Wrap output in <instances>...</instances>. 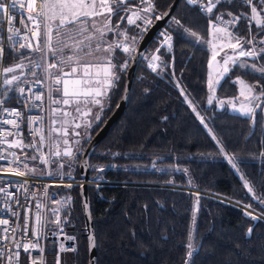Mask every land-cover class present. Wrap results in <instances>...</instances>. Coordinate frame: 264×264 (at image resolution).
<instances>
[{
    "label": "trees",
    "instance_id": "obj_1",
    "mask_svg": "<svg viewBox=\"0 0 264 264\" xmlns=\"http://www.w3.org/2000/svg\"><path fill=\"white\" fill-rule=\"evenodd\" d=\"M171 1L154 0L155 15H161ZM224 7L233 12H247L246 5L239 9ZM171 17L180 19L184 28L196 32L200 38L207 36L205 17L197 8L179 0L144 55L156 52L163 40L160 34L165 30L174 38L173 47L161 48L155 72L143 59L139 61L122 115L90 154L88 164L95 168H89V176L99 173L103 178L124 183L88 186L95 264H184L191 224L190 242L195 249V264H264V220H256L252 225L251 218L243 216L241 208L230 203L160 186L193 187L251 205L254 212L264 214V205L257 203L244 185L246 179L255 196L264 197L261 110L256 109L253 123L250 116L206 104L209 52L204 46L177 38L173 31L177 25ZM116 22L117 18L113 17L112 23ZM121 23L126 25V21ZM128 27L129 35L139 41L138 29ZM238 27L239 34L247 37V25L241 22ZM257 27L252 23L253 32ZM27 53L9 47L4 67ZM116 55L121 62L128 59L126 54L116 52ZM259 63L264 65V60ZM36 75L41 76L42 72ZM124 75H120L118 85L104 99L101 120L92 127L90 138L116 105ZM235 76L250 80L254 74L244 68H233L230 78L221 79V85L217 86L219 97L234 93L235 84L231 79ZM260 83L264 84V79ZM4 90L1 84L0 92ZM16 95L10 92L9 102ZM187 100L195 105L199 118ZM200 117L204 118V124ZM212 135L220 140L228 156L235 155L239 171L225 159ZM87 142L82 144L81 150ZM80 154L75 166L76 176ZM78 187L69 188L72 202L68 218L75 238L73 264H87V239ZM251 225L253 231L249 236L246 231Z\"/></svg>",
    "mask_w": 264,
    "mask_h": 264
},
{
    "label": "snow or ice",
    "instance_id": "obj_2",
    "mask_svg": "<svg viewBox=\"0 0 264 264\" xmlns=\"http://www.w3.org/2000/svg\"><path fill=\"white\" fill-rule=\"evenodd\" d=\"M188 5H191L199 9V13L207 20L208 34L212 37L209 40L202 39L198 34L190 29L184 28L180 19L171 17V21L177 25L176 31L177 38L188 39L194 45H201L204 47L210 46L212 50L211 59L208 61V67L213 69L216 73L214 77L213 72H209L207 87L211 93L207 98V104L212 105L215 97L217 86L221 85V79H229V73L233 68H250L253 72L260 74V77L254 82L249 83L237 76L232 81L233 84L239 83V97L236 99L241 100V106L238 109L243 115L250 116L253 123L256 122V109L260 108L264 112V84L260 83V79H264V65L257 66L258 61L249 63L246 59L248 57L258 58V60H264V0H185ZM228 5L236 9L242 8L245 5L250 9L249 12H233L227 10L224 6ZM11 6V8H10ZM17 6L21 9H26L28 15L27 20L31 23V27L28 24H24L25 31L21 34L19 28L13 29L9 27L7 36L8 41H12L14 37L21 36L26 43H19L18 48L16 44L10 45L13 51L19 49H28L29 53L39 52V60L32 59L29 61L36 68H39L43 73V79H35L34 83H43L44 81H51L48 86V96L52 104L57 107L53 110L54 115L59 113V117L52 120L53 127L48 129L47 133L42 128H35L30 130V135L33 137L39 136L38 141H33L30 144H24L23 138L20 136L21 123H26L22 109L9 108L5 105L9 102V93L18 92V103L24 104L29 101L35 103V101L43 100V93L37 95L32 92L31 88L27 90L23 87H19L16 84L20 81V75L15 74L17 68H23L24 65L16 63L14 66L3 67L2 72L11 74L6 76L2 84L7 86L16 85V87L5 88L3 92H0V114L5 116H12V119L0 120V123L4 125H11V129H0V144H6L8 147L4 149L3 153H0V161H5L10 164V167L4 168L0 165V172L10 173L17 177H27V179L16 181L15 183L20 188L27 191V185L30 183V178L37 176L36 168H29L26 161H36L43 159L41 156L35 154L31 156L25 155L23 159L15 151L11 149H21V151L27 148H33L35 152H39L40 146L48 141L49 147L59 148L61 142L65 145L63 152L59 150L52 151L50 153L53 159L46 160L44 163H52L56 165V169L50 173L41 172L39 175L50 176H71V171L64 172L65 167L64 158L67 157L69 163L67 167L72 168V164L76 160V153L81 152L80 141L87 142L90 138V134L85 132V136L81 137L80 132H76V128L88 129L92 127L93 122L101 120L100 113L103 112V100L109 94V91L115 88L119 81L120 75L126 73L129 68V60L144 59L148 62V67L152 71H157L158 61H160L161 48L173 47V36L165 30L160 35L163 37L160 47L156 49L155 53L145 56L143 53H138L134 47L138 43L136 36L129 35V27L135 26L138 29V34L143 35L147 32V29L152 24L153 16L156 20H162L169 17V12H165L163 16L155 15L156 6L154 0H0V23L7 22L11 24L14 17L11 15V9H15ZM7 13L6 17L3 14ZM113 17L117 18L116 24L112 23ZM225 17L230 19L226 20ZM101 18H103L101 20ZM100 21V23H98ZM122 21H126V25L122 24ZM137 21H140L138 24ZM259 26L252 31V22ZM244 22L250 35L247 37L239 34L238 25ZM23 23V21H22ZM231 25V29L228 27ZM73 31L75 34H73ZM31 33V37L29 36ZM55 33V36L54 34ZM113 33L115 39L109 41L107 34ZM32 39L36 40V43H32ZM219 41V43H217ZM219 49V51H218ZM224 49H231L233 55H228L225 52L223 63L221 64L217 57L220 55V51ZM120 50L123 54H126L128 59L121 62L116 52ZM103 52L106 55L103 60H100L97 53ZM5 47L0 45V58L4 56ZM71 53V54H69ZM23 55V53L21 54ZM51 56V59L55 62H45L46 57ZM88 57H95V62L89 61ZM115 61V62H114ZM68 68V71L64 69ZM55 70V71H53ZM33 77L36 73H32ZM179 87V82H177ZM32 93L31 96H26L25 92ZM183 95V90L181 89ZM53 96L55 97L53 99ZM187 99V97H185ZM189 105L192 107V111L196 112V107L192 104L191 100H188ZM224 101H220L221 106H224ZM41 105L37 104L36 107ZM63 106H74V111L78 114L72 116V128L73 136L75 139L72 141L76 145L75 150L69 145L68 126L67 121L63 118L71 116ZM99 106V111L93 113V107ZM233 110L236 109V104H232ZM83 109V110H82ZM197 116L199 113L196 112ZM164 119H167L165 117ZM77 120H84L85 123H78ZM43 121L42 117H35L32 121ZM200 122L204 124V118L200 117ZM59 125V126H56ZM207 128V125L205 124ZM211 133V129H208ZM9 136L17 137L11 143L8 141ZM212 139L217 145H220V151L227 157L231 166L239 171L237 163L235 162V155L228 156L221 145L220 140L212 135ZM260 156H264V152L260 153ZM87 163V162H85ZM88 168L94 169V165H87ZM25 169L21 171L20 169ZM102 171V169H101ZM244 179L243 177H241ZM191 182V181H189ZM11 183V182H9ZM244 185L247 188L248 193L253 194V198L257 203L264 205V197L255 196L253 187L249 185V182L245 179ZM66 187L71 188L72 185L68 184ZM20 190L19 188L17 189ZM0 194H4L6 199L15 200L19 205V199L13 195L8 189L0 186ZM70 197H66L63 201L58 203L65 204L70 201ZM199 201L197 199V205ZM86 206V205H85ZM10 206L3 209L7 211ZM40 205H37L39 209ZM146 207V206H145ZM245 215L252 220H264V214H254L251 211V205H246ZM55 214L58 209H53ZM18 218L17 212L11 213ZM89 219L91 214L89 213ZM36 221L39 228H43L46 221L42 220L39 211L36 213ZM9 221L7 219H0V225H4L2 228V235H0V260L4 261V264H19L20 249L23 248L25 253H28L30 248L37 247L36 243L22 244L15 237L16 228L8 226ZM56 224L59 225V218L56 220ZM19 227V226H17ZM25 231H27V219L25 222ZM253 231L252 227L247 229L246 235H251ZM69 239H75L69 237ZM192 239V233L189 232L188 243L185 247L187 249L185 254L184 264H195L194 246L190 242ZM11 242L13 248L9 249L7 244ZM95 247V237L90 235V248ZM64 245H60V252L66 251ZM75 251V249H71ZM42 251V249H41ZM31 264H45L43 260L31 261ZM55 264H61L59 254L55 260Z\"/></svg>",
    "mask_w": 264,
    "mask_h": 264
},
{
    "label": "built area",
    "instance_id": "obj_3",
    "mask_svg": "<svg viewBox=\"0 0 264 264\" xmlns=\"http://www.w3.org/2000/svg\"><path fill=\"white\" fill-rule=\"evenodd\" d=\"M185 2V0H182ZM186 3V2H185ZM187 4V3H186ZM11 8V6H10ZM198 9V8H197ZM199 10V9H198ZM247 11L250 13V9L247 7ZM8 14H3L4 17H6ZM11 15L14 17V20L11 24H8L6 21L0 23V45H4L5 52L6 50L11 47L10 45L16 44V47L18 48L19 43H26L25 40L21 38V36H16L12 41L7 40V36L10 35L8 32L9 27H12L13 29L19 28L21 31V34L24 33L25 28L24 24H28L29 27H31V23L27 20V11L26 9H21L19 6H17L15 9H11ZM230 19L227 17L226 20ZM23 21V23H22ZM230 28L231 25H228ZM249 29L247 27V36H249ZM29 36L31 37V33H29ZM32 43L35 44V41L32 39ZM162 43V42H161ZM24 51H29L28 49H19ZM4 58L5 53L2 58H0V90H1V75H2V68L4 67ZM20 87L25 88L26 90L28 88L32 89V92L39 95L43 93V100L42 101H35V103H32L31 101L20 104L18 103V98L22 100V97H19V93L16 95L14 100L12 102H8L5 107L9 108H18L22 109L24 114V119L26 123H21V130H20V136L23 138L24 144H30L33 143V141H38L39 136L33 137L30 135V130L35 128H42L45 133L48 131V116H47V98H46V92L44 89V85L42 83H34V80H28L24 82ZM26 96H31L32 93L25 92ZM41 105L40 107H36V105ZM35 117H42L43 121H35V122H28L32 121ZM12 119L14 117L12 116H5L4 114H0V120L3 119ZM0 129H11V125H4L0 123ZM17 137L9 136L7 139L11 143L14 139ZM45 143L40 146L39 152H35L33 148H27L23 151L21 149H11V151H15L17 155L21 157V159L24 158L25 155L31 156L33 154L37 156L43 157V159H38L36 161H26L28 163V167L33 164L34 162H42L45 159ZM8 146L6 144H0V153H3L4 149H6ZM0 165H2L4 168L10 167V164L5 161H0ZM21 171H24L25 169L21 168ZM38 173V172H37ZM46 173V172H45ZM27 179V177H17L10 173L6 172H0V186H3L4 188L8 189L10 192L13 193L15 197L19 199V205H17L15 200L12 199H6L4 194H0V219H7L9 221L8 226L11 228H16L17 231L15 232V237L18 241H20L22 244H32L36 243L37 247L34 249L29 250L28 253H25L23 251V248H21L20 251V257H19V264H31V261L33 259L35 260H43L45 261V264H55V260L57 258V255L59 254V258L61 260V264H73V254L74 251L71 249L74 248V240L69 239V237H73V235L70 232V226H64L63 224H56L55 218L52 224H48V226L45 224V226L41 229L39 228L37 221H36V213L39 211L42 220L46 221V215L48 212V209L51 205H53L56 202V196L54 194V189L56 187H66V185L71 184L72 187L79 186L82 181L78 178L76 175L71 176H63V178L59 176H50V175H38L30 178V183L27 185V191L25 189L20 188L18 184H16V181ZM11 182V183H9ZM88 186L98 187L102 185H116V184H124L123 182H115L108 180L106 178H103L102 176L99 177H93L89 176L86 181ZM164 187H171V188H183L182 186H171V185H160ZM20 189L19 191L17 189ZM69 188V187H66ZM197 190V189H195ZM198 192H201L203 195L210 196L214 199L230 203L232 205L239 206L236 203H233L229 199H226L222 196L197 190ZM37 205H40L39 209H37ZM7 211H3L6 207H8ZM240 207V206H239ZM241 208V207H240ZM244 208V213H245ZM17 212L18 218L16 216H13L11 213ZM243 216H246L245 214ZM254 214H257L253 212ZM27 219V231H25V222ZM19 226V227H17ZM5 227L4 225H0V230ZM0 235H2V231H0ZM63 244L64 248L67 249L66 251L60 252V245ZM7 247L9 249L13 248V244L9 242L7 244ZM42 249V251H41ZM0 264H4L3 260H0ZM13 264H16L15 261H13Z\"/></svg>",
    "mask_w": 264,
    "mask_h": 264
},
{
    "label": "rangeland",
    "instance_id": "obj_4",
    "mask_svg": "<svg viewBox=\"0 0 264 264\" xmlns=\"http://www.w3.org/2000/svg\"><path fill=\"white\" fill-rule=\"evenodd\" d=\"M248 12V11H247ZM103 18H101V20H102ZM225 19H227V17H225ZM98 23H100V21H98ZM254 25H255V22L253 21L252 22ZM208 32H209V30L207 29V36L204 38L205 40H209V39H211L212 37L208 34ZM54 34V36H55V33H53ZM73 34H75V32L73 31ZM107 39L109 40V41H112V40H114L115 39V36H114V34L113 33H108L107 34ZM35 42H36V40L35 39H33ZM217 43H219V41H217ZM136 46V44L134 45V47ZM12 48V47H11ZM207 48V50H208V52H209V58H208V61L211 59V55H212V50H211V47L210 46H207L206 47ZM18 51H23V52H28L26 55H24L20 60H18V61H15V62H11L10 64H8V65H6L5 67H9V66H14L16 63H21V64H23L24 65V67L23 68H17L16 69V71H15V74H17V75H20L21 73H23V75H21V79H20V81H17L16 82V84H18L19 85V87L24 83V82H26V81H28V80H35V79H43V77H44V73L39 69V68H36L33 64H30L29 63V61L30 60H32V59H36V60H39V58H40V53L39 52H32V53H29V51H24V50H18ZM17 51V52H18ZM218 51H219V49H218ZM117 52H120V53H122V51H120V50H118ZM225 52H227V54L228 55H233V52H232V50L231 49H224L223 51H220V55L217 57V60L222 64L223 63V57H224V55H225ZM152 53H155V51L154 52H150V53H148L147 55H145V56H149L150 54H152ZM69 54H71V53H69ZM123 54V53H122ZM106 54L105 53H103V52H100V53H97L96 54V56H98L99 58H100V60H103V58H104V56H105ZM89 61H93V62H95V57H88L87 58ZM244 59H246L249 63H252L253 61H258V67L259 66H261L262 64L261 63H259V60H258V58H253V57H248V58H244ZM144 60V59H143ZM146 63H147V65H148V62H147V60H144ZM208 61H207V72H206V79H205V84H206V104H207V98H208V96L211 94L210 92H209V90H208V87H207V81H208V76H209V72H213V75H214V77L216 76V73L213 71V69H210L209 67H208ZM45 62H55V61H53L52 59H51V56L49 55L48 57H46V60H45ZM150 68V67H149ZM151 69V68H150ZM244 69H247V70H249L250 72H253L250 68H244ZM39 71H41L42 72V75L41 76H39V75H36L35 77H33V75H32V73L33 72H35V73H37V72H39ZM53 71H55V70H53ZM253 74H254V77H252V79H250V80H246V79H244L245 81H247V82H249V83H254L259 77H260V74L259 73H257V72H253ZM9 75H11V74H7V73H2V75H1V84H2V81H3V79L6 77V76H9ZM236 77L237 76H235V77H233L232 79H231V81H233V80H235L236 79ZM242 78V77H241ZM243 79V78H242ZM261 80V79H260ZM45 82L46 81H44L42 84L44 85V89H45V92H46V84H45ZM2 86H3V84H2ZM13 87H16V85H12ZM7 87H11V86H7V85H4V88H7ZM239 88H240V85H239V83L237 82V83H235V91H234V93H231V94H229V95H227V96H224V97H219L217 94H216V92H215V97H216V99H214V101H213V106H215V108H218V109H225V110H227V111H229V112H232V113H237V114H240V115H243L238 109L240 108V106H241V100H242V98H240V99H236L237 97H239ZM15 93H17V92H15ZM47 93H48V90H47ZM47 95V94H46ZM105 99V98H104ZM188 101V100H187ZM220 101H224L225 103H224V106L222 107L221 106V104H220ZM48 103H49V107H48V110H47V116H48V129H50L51 127H50V125H49V121L51 122V120H53L54 118L53 117H51V111H50V106H51V102H50V100L48 101ZM233 103H235L236 104V109L237 110H233V107H232V104ZM103 105H104V100H103ZM209 105V104H208ZM69 113H71V116H69V117H66V118H63V119H65L68 123H67V126H68V137H67V139L69 140V145L73 148V150H75V147H76V145H74L73 143H72V141L75 139V137L73 136V128H72V121H71V117L72 116H77L78 114L77 113H75V111H74V108H72V107H64ZM258 109V108H257ZM83 110V109H82ZM261 110V109H260ZM92 111H93V113L95 114V113H97L98 111H99V106H96V107H93V109H92ZM197 115V114H196ZM198 118H199V116H197ZM263 117H264V112H262V110H261V120L263 119ZM76 122H78V123H85L86 121H84V120H77ZM96 122H93V124H92V127L94 126V124H95ZM56 126H59V125H56ZM92 127L91 128H88V129H83V128H76L75 129V131L76 132H80V135H81V137H84L85 136V132H87V133H89L90 134V131H91V129H92ZM84 143V140L83 139H81V141H80V147L82 146V144ZM65 147V145H63V143L61 142V144H60V146H59V148L57 149V148H55V147H52V148H50L49 147V144H48V141L46 140V144H45V159L46 160H50V159H53L54 157H51L50 156V153L52 152V151H55V150H59V151H61V149H63ZM82 151V150H81ZM78 155H79V153H76V160H75V162L72 164V168L71 169H69L68 167H67V165H68V163H69V160H68V158L67 157H65L64 158V164H65V167H64V169H63V171L64 172H69V171H71V174L72 175H76V173H75V166H76V162H77V157H78ZM225 159L228 161V159H227V157H225ZM229 162V161H228ZM33 167H35L36 168V172H38V173H41V172H46V173H50V172H52V171H54V169H56V165H54V164H52V163H44L43 161L42 162H34L33 164H31L30 166H29V168H33ZM161 167H158V169H160ZM175 169V168H174ZM100 175H99V173H97V174H93V177H99ZM162 185H164V184H162ZM183 188H180V187H177L176 189H179V190H184V191H188V192H190V193H192V194H194V195H203L201 192H198L197 190H195V188H193V187H188V186H182ZM70 189H72V188H70ZM69 188H66V187H63V186H60V187H56V189H54V194H55V196H56V202L53 204V205H51L50 206V208L48 209V212H47V215H46V225L48 226V224L50 223V224H52L53 222H55L54 221V219L53 218H55V219H57V218H59V221H60V224H63L64 226H71V222H70V220H69V218H68V213H69V208H70V206H71V202H72V196H71V194L69 193V190H70ZM175 189V188H174ZM66 197H70L71 198V200L70 201H68L67 203H65V204H60V203H58V202H60V201H63ZM230 200V199H229ZM230 201H232L233 203H236V204H238L240 207H241V212H243L244 213V206H246V204H241V203H237L236 201H233V200H230ZM234 206H236V205H234ZM238 206V207H239ZM237 207V206H236ZM239 207V208H240ZM53 209H58V211L55 213V214H53ZM251 211H253L254 212V210H252L251 209ZM255 213H257V212H255ZM257 214H259V213H257ZM192 231H193V224H191L190 225V229H189V232H191L192 233Z\"/></svg>",
    "mask_w": 264,
    "mask_h": 264
},
{
    "label": "water",
    "instance_id": "obj_5",
    "mask_svg": "<svg viewBox=\"0 0 264 264\" xmlns=\"http://www.w3.org/2000/svg\"><path fill=\"white\" fill-rule=\"evenodd\" d=\"M178 2L179 0H172L169 6L164 10V12L160 16H163L165 12H169V9H171L170 11L171 14V12L174 10ZM167 19L168 17L162 20H156L155 18L152 20L151 26L148 27L147 32L141 36V38L139 39L138 43L135 46L138 53L144 54L147 46L149 45V43L151 42L157 31L161 29V27L163 26V24ZM140 60L141 59L134 61L129 60L130 66L124 75L121 94L116 105L114 106L110 114L107 116V118L104 120L102 125L99 127V129L89 139V141L81 151L80 158L78 161L77 175L78 178L82 181V183L78 187V197L80 202L81 215L83 217V223H84V230H85L84 234L87 239V264H95L96 262V255H95L96 245L94 248H90V235H93V224H92V218L89 219L90 209H89V200H88V185L86 183L89 177V168L87 167L89 162V157L93 149L104 138V136L113 128V126L117 123L120 116L122 115L128 100L133 77ZM63 150L64 148L61 149V152H63ZM251 221H252V225L256 222V220H252V219ZM252 225L249 227H252Z\"/></svg>",
    "mask_w": 264,
    "mask_h": 264
},
{
    "label": "flooded vegetation",
    "instance_id": "obj_6",
    "mask_svg": "<svg viewBox=\"0 0 264 264\" xmlns=\"http://www.w3.org/2000/svg\"><path fill=\"white\" fill-rule=\"evenodd\" d=\"M64 70H65V71H68L69 69H68V68H65ZM50 83H51V81H46V82H45V84H46V94H47V95H46V98H47V104H48V101L50 100V99H49V96H48V93H47L48 86H49ZM54 98H55V97L53 96V99H54ZM50 102H51V101H50ZM51 107H52V108H53V107L56 108L57 106L51 103ZM63 107H65V106H63ZM67 107H72V108H74V106H67ZM75 113H76V112H75Z\"/></svg>",
    "mask_w": 264,
    "mask_h": 264
},
{
    "label": "crops",
    "instance_id": "obj_7",
    "mask_svg": "<svg viewBox=\"0 0 264 264\" xmlns=\"http://www.w3.org/2000/svg\"><path fill=\"white\" fill-rule=\"evenodd\" d=\"M36 43V42H35ZM16 94H18V92L16 93ZM48 107H49V103L47 104V110H48ZM65 107H67V106H65ZM55 109V107H51L50 106V111H51V117H53L54 119L55 118H58L59 117V113H56L55 115H54V113H53V110ZM49 125H50V127H53V124H52V120H51V122L49 121Z\"/></svg>",
    "mask_w": 264,
    "mask_h": 264
}]
</instances>
